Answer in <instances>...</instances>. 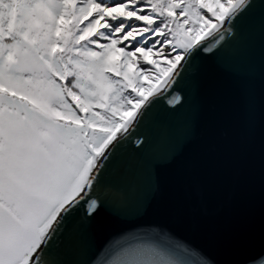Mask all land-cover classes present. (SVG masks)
Listing matches in <instances>:
<instances>
[{
	"label": "snow or ice",
	"instance_id": "1",
	"mask_svg": "<svg viewBox=\"0 0 264 264\" xmlns=\"http://www.w3.org/2000/svg\"><path fill=\"white\" fill-rule=\"evenodd\" d=\"M257 22L264 0H0V264H69L139 190L141 153L168 139L167 112L146 102L195 113L209 69L193 53L226 71ZM150 184L133 242L110 240L91 264H218L204 239L230 241L224 264H264V140L151 217L154 169Z\"/></svg>",
	"mask_w": 264,
	"mask_h": 264
},
{
	"label": "water",
	"instance_id": "2",
	"mask_svg": "<svg viewBox=\"0 0 264 264\" xmlns=\"http://www.w3.org/2000/svg\"><path fill=\"white\" fill-rule=\"evenodd\" d=\"M193 55L209 69L199 81L198 110L194 113L189 106L167 110L159 97L150 98L151 104L146 102V107L167 112L168 139L164 143L159 140L150 143L141 153L143 182L139 190L132 192L131 186L124 190L119 214L112 209L101 213L92 236L76 255L69 257V264H91L110 240L133 242L123 237L138 222L135 213L150 190L153 169L163 195L148 207L150 217L158 216L163 206L184 199L194 182L208 183L214 179L242 146H255L264 140V29L259 23L242 54L226 71L216 69L210 54L200 51ZM178 143H183V150L170 163L160 164L159 158ZM201 243L218 264H224L235 250L227 239L215 244L204 239ZM258 248L256 245L248 251Z\"/></svg>",
	"mask_w": 264,
	"mask_h": 264
}]
</instances>
